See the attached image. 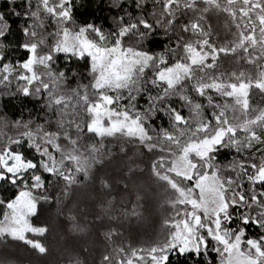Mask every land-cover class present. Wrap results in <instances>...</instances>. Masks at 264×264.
<instances>
[{
	"label": "snow or ice",
	"instance_id": "6c2138e0",
	"mask_svg": "<svg viewBox=\"0 0 264 264\" xmlns=\"http://www.w3.org/2000/svg\"><path fill=\"white\" fill-rule=\"evenodd\" d=\"M113 6L123 15L105 30L77 25L75 0H23L22 12L8 11L25 18L30 41L19 46L30 55L14 63H4L12 28L0 10V85L15 74L23 82L18 91L45 99L47 109L43 122L15 121L25 129L16 138L0 130V191L14 190L0 197V240L46 253L35 238L49 231L34 222L40 205L67 198L112 155L115 141L121 153L152 155L151 173L170 193L171 213L162 240L118 247L114 264H171L173 254L185 264H264V106L252 101L253 90L264 101V0ZM213 13L226 14L231 39L218 42ZM47 18L53 31H41ZM160 31L168 43L156 51L150 45ZM58 53L66 63L85 61L86 71L55 67ZM228 58L250 68H225ZM103 261L113 264V257Z\"/></svg>",
	"mask_w": 264,
	"mask_h": 264
},
{
	"label": "trees",
	"instance_id": "16d2710c",
	"mask_svg": "<svg viewBox=\"0 0 264 264\" xmlns=\"http://www.w3.org/2000/svg\"><path fill=\"white\" fill-rule=\"evenodd\" d=\"M75 2L74 16L77 25L95 23L108 30L115 27L114 18L123 15L119 8L113 6V0ZM120 2L123 3L124 0ZM13 7L22 12L23 0H16L15 4L0 0V10L8 11ZM125 7L132 10L129 5ZM7 18L11 22L12 31L8 34L7 43L11 46L6 48L5 55L8 59L4 63L23 61L28 58L29 52L19 45L30 41L22 32L25 18L13 16L10 11ZM226 20L228 17L223 13H213L209 17V22L219 37L218 42L231 39L225 27ZM45 24L46 29L41 31L54 30L51 18H47ZM165 43L168 41L164 38L163 31H160L150 46L158 51V46ZM57 55L60 59L55 67L71 68L78 73L86 71L85 61L70 60L66 63L63 53ZM241 66L250 68L243 61L233 63L232 58L224 63V67L228 69ZM68 75L71 76L72 72ZM22 83L13 74L10 76V83L0 85V130L13 138H16L18 132L25 130L13 127L15 121L43 122L47 118L45 99L35 95L24 96L18 91ZM75 83L74 80L71 86H75ZM252 101L264 106V101H261L256 90H253ZM161 123V120L156 121L157 125ZM164 124L167 126L166 121ZM225 158L226 155L221 157L222 160ZM152 159V155L146 152L143 156L136 154L135 150L121 153L113 141L112 155L106 157L102 165L96 166L90 178L83 179L82 183L74 186L67 198L61 197L60 203L53 199L51 203L40 205L39 215L34 218V222L46 224L49 231L43 237L35 238L41 240L48 251L41 254L22 241L6 237L0 240V264H76L77 261L80 264H104L105 255H111L114 264L119 259L116 252L118 247H147L162 240V222L171 213L170 207L165 204L170 193H166L162 183L152 175ZM130 168L132 171H129ZM102 179H106L111 187H103ZM13 192L12 189L0 191V197L11 196ZM70 216L75 219H70ZM112 230L116 234L107 239L105 233ZM258 231L250 229L251 234ZM171 264H185V259L173 254ZM188 264H191L190 260Z\"/></svg>",
	"mask_w": 264,
	"mask_h": 264
},
{
	"label": "rangeland",
	"instance_id": "374dc122",
	"mask_svg": "<svg viewBox=\"0 0 264 264\" xmlns=\"http://www.w3.org/2000/svg\"><path fill=\"white\" fill-rule=\"evenodd\" d=\"M29 55H30V53H29Z\"/></svg>",
	"mask_w": 264,
	"mask_h": 264
}]
</instances>
